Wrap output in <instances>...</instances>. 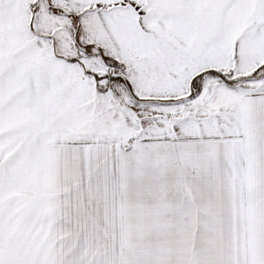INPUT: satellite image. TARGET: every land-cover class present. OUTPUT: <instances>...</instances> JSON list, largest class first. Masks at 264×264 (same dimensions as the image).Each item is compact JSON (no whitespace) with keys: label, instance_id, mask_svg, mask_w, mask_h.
<instances>
[{"label":"snow or ice","instance_id":"obj_1","mask_svg":"<svg viewBox=\"0 0 264 264\" xmlns=\"http://www.w3.org/2000/svg\"><path fill=\"white\" fill-rule=\"evenodd\" d=\"M0 264H264V0H0Z\"/></svg>","mask_w":264,"mask_h":264}]
</instances>
